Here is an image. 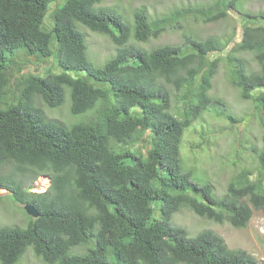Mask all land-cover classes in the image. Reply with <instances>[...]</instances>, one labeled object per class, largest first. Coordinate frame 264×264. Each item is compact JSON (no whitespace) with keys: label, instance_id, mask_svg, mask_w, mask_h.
I'll return each instance as SVG.
<instances>
[{"label":"trees","instance_id":"1","mask_svg":"<svg viewBox=\"0 0 264 264\" xmlns=\"http://www.w3.org/2000/svg\"><path fill=\"white\" fill-rule=\"evenodd\" d=\"M56 1L0 0V188L39 213L25 228L0 226V264L18 263L28 247L46 264H263L211 230L190 237L171 223L187 208L243 229L264 211V129L262 147L253 148L256 168L237 171L222 195L210 180H194L196 168L181 157L185 132L220 102L209 96L221 63L211 55L234 36L197 40L190 30L180 44L147 50L129 43L131 35L148 43L187 23L226 20L239 0L160 14L138 6L132 26L115 7L101 6L105 0L50 8ZM244 17L241 40L225 57L227 79L264 110V13ZM81 26L116 47L103 66L87 60ZM242 53L253 54L257 71L235 56ZM54 62L59 72L42 74ZM66 95L73 115L94 116L69 125L47 118L42 105L60 107ZM42 175L50 186L30 192ZM76 248L86 253L71 254Z\"/></svg>","mask_w":264,"mask_h":264},{"label":"rangeland","instance_id":"2","mask_svg":"<svg viewBox=\"0 0 264 264\" xmlns=\"http://www.w3.org/2000/svg\"><path fill=\"white\" fill-rule=\"evenodd\" d=\"M65 0H57L50 8L57 4L62 6ZM206 0H105L101 6L115 7V10L122 17L126 24L133 25V10L138 6H145L155 14L167 12L170 9L179 8L180 5L192 3L202 6ZM154 2H157L156 4ZM187 5V4H186ZM98 5L94 6V9ZM236 9L231 10L226 20L211 24L187 23L185 27L178 30H168L158 39L148 43L134 41L132 35L129 43H134L142 49L150 50L152 47L163 44H180L183 41V33L193 32V36L199 40L210 35L224 37L233 35L234 41L226 45L223 52H216L211 57L221 59L216 76L212 81V88L209 96L220 102L214 104L205 111L202 118L195 121L185 132L180 150L181 157L186 168H196L194 180L211 181L215 186L217 195L225 192L226 185L233 178L237 171L249 167L254 170L258 164L257 153L253 151L262 147V136L264 129V110L256 108L252 101L240 97L238 88L228 82L229 60L225 57L228 51L241 40L242 25L245 15H259L264 13V1L262 0H239ZM50 12V10H49ZM49 15V14H48ZM52 23L49 16L44 21V26L49 27ZM257 23V22H255ZM81 31L86 38V58L94 67L103 66L116 53V47L108 35L94 33L81 26ZM192 35V34H191ZM188 35V36H191ZM244 59L248 71H257L258 65L253 60V54L242 53L235 55ZM231 64V63H230ZM58 73L59 68L56 62L54 66L45 67L42 74L48 72ZM225 108V109H224ZM47 118L56 119L66 124H73L85 121L94 116V110L83 115H73L70 111L69 97L66 95L65 102L57 108H47L42 105ZM224 110V111H223ZM218 113L222 115L218 116ZM236 119L233 122L230 117ZM196 146H198L196 148ZM147 150V145L142 151ZM209 181V182H210ZM50 178L42 175L30 185V192L41 193L50 186ZM154 217L159 218V211L156 210ZM33 217L29 216L24 205L16 203L11 193L0 189V226L27 227ZM172 225L187 230L190 237L196 236L204 230H211L221 236L227 246L231 249H243L264 264V211L254 212L248 225L243 229H235L228 223L216 224L196 216L189 209L184 208L172 216ZM86 253V250L76 248L71 254ZM16 264H46L38 258L31 247H28L20 261Z\"/></svg>","mask_w":264,"mask_h":264},{"label":"water","instance_id":"3","mask_svg":"<svg viewBox=\"0 0 264 264\" xmlns=\"http://www.w3.org/2000/svg\"><path fill=\"white\" fill-rule=\"evenodd\" d=\"M24 208H25L26 213H27L29 216H31V217H33V218H37V217H39V213H38V211L34 208V206H32V205H30V204H25V205H24Z\"/></svg>","mask_w":264,"mask_h":264},{"label":"clouds","instance_id":"4","mask_svg":"<svg viewBox=\"0 0 264 264\" xmlns=\"http://www.w3.org/2000/svg\"><path fill=\"white\" fill-rule=\"evenodd\" d=\"M1 189V188H0ZM3 190V189H2ZM5 191V193L7 192V190H4Z\"/></svg>","mask_w":264,"mask_h":264}]
</instances>
